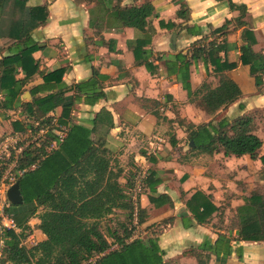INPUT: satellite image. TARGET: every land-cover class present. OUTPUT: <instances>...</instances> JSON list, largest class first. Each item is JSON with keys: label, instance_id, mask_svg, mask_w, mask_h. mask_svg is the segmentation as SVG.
<instances>
[{"label": "crops", "instance_id": "0c3cea01", "mask_svg": "<svg viewBox=\"0 0 264 264\" xmlns=\"http://www.w3.org/2000/svg\"><path fill=\"white\" fill-rule=\"evenodd\" d=\"M107 2L26 0V8L45 6L47 20L39 24L25 18L21 36L27 35V40L0 36V76L2 58L18 53L25 44L37 47L31 54L36 71L20 85L12 101H6L4 90L23 80L25 73L12 66V80L0 84V143L29 138L26 131H13L12 123L22 128L29 124L31 119L25 117L23 105L55 91L44 85L45 74L61 69V81L67 87L96 74L101 98L90 106L81 97L73 104L70 122L89 127L95 113L107 111L112 126L104 137V147L112 165L120 170L118 184L130 185L134 171L153 173L158 180L153 186L155 194L167 196L171 203L155 208L147 200L148 188L134 200L131 192V239H155L163 262L196 264L191 250L197 253L195 248L203 241L212 244L223 235L230 247L223 264H264V244L237 241L233 227L236 208L255 188L264 187L259 161L247 155L201 154L184 147L188 146L185 125L223 118L231 121L245 115L251 117L253 134L261 141L258 156L264 157V85L255 87L254 75L248 66L240 64L236 49L246 43L243 35L248 31L254 39L251 50L264 57V0H181L186 9L183 18L176 16L177 0H122L117 11L119 21L125 19V8L151 6V16L142 31L119 27L117 19L110 16L114 1ZM6 13L7 9L0 8V18L6 19ZM159 22L174 26L160 27ZM225 23V30L216 32ZM135 41L146 43L142 51L150 71L135 62ZM210 43L218 47L215 56L219 63L234 64L232 69L215 72L209 62L190 60L194 49L206 48ZM175 55L189 61L186 69ZM185 77L191 91L202 83L213 88L220 77H225L237 86L239 97L213 115H206L187 101L182 87ZM72 95V91L67 93L66 99ZM60 112L57 107L48 115L56 118ZM195 192L215 207L211 216L199 224L185 206ZM137 208L142 211L138 224ZM40 213L39 209L27 222L31 233L23 242L25 248L45 240L39 231ZM207 264L221 263L210 254Z\"/></svg>", "mask_w": 264, "mask_h": 264}, {"label": "trees", "instance_id": "16d2710c", "mask_svg": "<svg viewBox=\"0 0 264 264\" xmlns=\"http://www.w3.org/2000/svg\"><path fill=\"white\" fill-rule=\"evenodd\" d=\"M87 2L110 4L111 0H86ZM111 17L117 19V11L122 0H112ZM26 0H0L1 11L7 9L6 19L0 18V36L21 40L24 19L38 21L44 24L47 20L45 6L26 8ZM178 18L185 17L186 12L181 0H177ZM241 13L244 9L241 8ZM152 8L148 4L124 9L125 19L117 23L119 27L133 28L142 31L146 20L151 16ZM226 23L216 29L224 31ZM160 27H173V23ZM5 29V30H2ZM246 43L238 46L240 64L249 67L254 75L255 87L264 85V57L254 53V44L250 32H244ZM132 54L135 62L143 64L150 71L147 56L142 47L144 41H135ZM218 47L210 43L206 48L193 50L190 60L209 62L215 72L230 70L234 64L219 63L215 56ZM37 50L34 45L25 44L18 53L1 59L4 69L0 76V84L12 80V66L19 67L25 77L13 83L11 88L4 90L6 101H12L19 93V87L36 71L32 64L31 54ZM175 60L186 69L189 61H184L181 55H175ZM63 71L54 70L43 76V83L55 91L40 98L31 100L23 106L25 117L31 122L23 128L12 123L13 131L29 133V138L17 143L0 164V177L6 167L13 163L10 172L18 182V190L22 203L12 206L7 203L4 213L13 221L15 229H4L0 233L2 249L0 264H175L163 262L162 251L155 239L142 241L131 239L133 231L130 185L120 186L117 182L120 170L110 161L109 153L104 147V137L112 126L110 114L104 109L94 114L89 121V127L70 122L69 115L73 104L81 100L86 105H93L102 96L101 87L93 76L83 82L67 87L61 81ZM182 87L186 92L187 101L194 103L204 114L213 115L216 111L233 103L239 97L237 86L225 77L218 79L215 87L202 83L191 91L187 78L182 79ZM73 92L70 99L66 94ZM61 112L56 118L49 116L55 108ZM52 119L54 120L53 123ZM64 129L63 136L58 140L55 132ZM44 129L43 134L39 131ZM187 143L190 151L211 155L221 152L223 156L241 157L247 155L251 160H258L261 174L264 177V157L258 156L261 141L253 134V123L249 116H239L228 121L219 119L197 126L185 125ZM92 136V138H91ZM21 147L14 155V149ZM150 160V159H149ZM137 171H134V177ZM133 177V176H132ZM264 183V179L262 180ZM153 173H147L142 181L141 190L148 188V202L155 208L170 205L165 195H157L153 186L157 184ZM189 213L196 224L205 222L215 211V207L200 192H195L185 202ZM15 208L20 210L15 211ZM41 210L39 231L45 240L25 248L22 242L30 235L27 222ZM115 210L124 212L125 220L118 224L121 234L112 230L110 234L103 233L102 221L113 214ZM142 211L136 209V223L141 220ZM237 241L262 242L264 244V187L255 188L244 203L237 207L234 215ZM170 220V219H169ZM169 220L165 221L168 222ZM102 227V229H101ZM109 238V239H107ZM191 250L196 264H207L209 255L223 264L229 256V239L218 235L210 244L203 241ZM204 253V254H203Z\"/></svg>", "mask_w": 264, "mask_h": 264}, {"label": "built area", "instance_id": "2783aa9c", "mask_svg": "<svg viewBox=\"0 0 264 264\" xmlns=\"http://www.w3.org/2000/svg\"><path fill=\"white\" fill-rule=\"evenodd\" d=\"M53 122H54V120L52 119L51 123H53ZM44 131H45L44 129L40 130L39 134H43ZM63 133H64L63 128H60V130L58 132H55L58 140H60L62 138ZM9 144H10L9 141H5V142L0 143V164H1L3 157L8 156ZM20 150H21V147L14 149V155H17L20 152ZM12 166H13V163L8 165L6 167V170L3 172L2 176L0 177V195L2 197V202L0 203V233L4 229H11V230L16 231L15 225H14L12 219L7 214L4 213V209L7 207V202L5 199V191L10 185H12L15 182V177L10 172ZM146 176H147V174H146V171H144V170H139L136 172L134 180H133L132 190H131L133 200L135 199L136 195L141 193L142 181L145 179ZM23 242H22V245H23ZM1 249H2V240L0 239V251H1Z\"/></svg>", "mask_w": 264, "mask_h": 264}, {"label": "rangeland", "instance_id": "374dc122", "mask_svg": "<svg viewBox=\"0 0 264 264\" xmlns=\"http://www.w3.org/2000/svg\"><path fill=\"white\" fill-rule=\"evenodd\" d=\"M22 142H23V139H18V140H15L13 142H9L10 144H9V148H8V153H10V150L13 147H15V145L17 143H22ZM184 147L188 148L187 145H185ZM133 178H134V175L132 177V180H133ZM257 181H258V176L256 178V182ZM125 215L126 214L124 212H122L120 210H115L110 218H106L105 220L102 221L103 229H102V227H101V229H102L103 233L106 234V231H107V234H110V232L115 229L118 234H121V230L118 228V224L124 222ZM107 239H109V238H107Z\"/></svg>", "mask_w": 264, "mask_h": 264}, {"label": "water", "instance_id": "95a60500", "mask_svg": "<svg viewBox=\"0 0 264 264\" xmlns=\"http://www.w3.org/2000/svg\"><path fill=\"white\" fill-rule=\"evenodd\" d=\"M188 146H192V143L189 142ZM264 177L261 176V180H263ZM5 199L6 202L12 206H17L22 203L21 197L18 190V182L15 181L12 185H10L6 191H5Z\"/></svg>", "mask_w": 264, "mask_h": 264}]
</instances>
